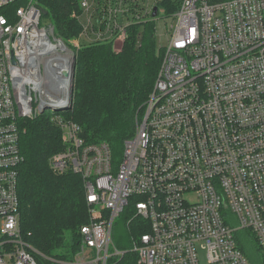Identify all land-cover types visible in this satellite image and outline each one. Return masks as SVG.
<instances>
[{
  "label": "built area",
  "instance_id": "1",
  "mask_svg": "<svg viewBox=\"0 0 264 264\" xmlns=\"http://www.w3.org/2000/svg\"><path fill=\"white\" fill-rule=\"evenodd\" d=\"M164 1L80 0L82 29L72 44L123 43L133 19L164 16ZM41 9L37 0H0V264H38L20 227L18 122L47 110L63 145L49 166L81 177L89 222L70 259L41 264H109L124 255L112 236L125 211L127 231L134 223L148 229L131 238L138 264H251L237 231L250 232L264 256V0H179L151 93L119 157L53 115L71 104L66 94L59 105L44 104L68 84L56 75L66 63L52 61L66 55L64 44L41 27Z\"/></svg>",
  "mask_w": 264,
  "mask_h": 264
},
{
  "label": "trees",
  "instance_id": "2",
  "mask_svg": "<svg viewBox=\"0 0 264 264\" xmlns=\"http://www.w3.org/2000/svg\"><path fill=\"white\" fill-rule=\"evenodd\" d=\"M79 1L37 0L47 13L42 21L49 22L53 37L76 57L71 104L53 115L79 126L85 143H105L119 157L144 111L162 52L157 48L154 21H143L142 15L126 26L120 49L100 42H80L75 48L72 42L82 29ZM178 4L179 0H165L163 18H171ZM18 123L23 156L18 179L21 230L38 264L45 257L70 259L77 251L81 227L89 222L83 181L77 174H59L50 168L49 159L63 151V145L61 131L49 115L23 118ZM135 225L127 231V243L114 241L125 253L109 264H138L137 255L130 250L131 238L148 229ZM237 242L244 253V246Z\"/></svg>",
  "mask_w": 264,
  "mask_h": 264
},
{
  "label": "rangeland",
  "instance_id": "3",
  "mask_svg": "<svg viewBox=\"0 0 264 264\" xmlns=\"http://www.w3.org/2000/svg\"><path fill=\"white\" fill-rule=\"evenodd\" d=\"M160 18V17H159ZM155 19L154 21V34L156 37V44L157 48L162 47L163 45L166 44L167 39L169 37V32H170V27L174 25V21L172 18H162L161 19ZM49 22L43 21L41 23V27L48 26ZM81 33V32H80ZM53 40H60L51 37ZM78 40V39H75ZM74 44H77L74 42ZM124 42H117L114 45H112L113 49H120L123 46ZM72 50V49H71ZM63 59V58H61ZM47 114H51L52 111L47 110L45 111ZM131 212L130 211H125L123 214L120 215V217L115 219L114 226H113V242H121V243H127V240L129 241V236L127 232V222L131 218ZM223 219L226 221L228 226L232 230L237 229V221L234 217V215L230 211H225L223 213ZM235 237L240 240V245L245 248L244 255L248 259V261L251 264H264V256L261 254L259 247L253 237L252 234L248 231H237L234 233ZM199 257L201 260H203V252L199 251Z\"/></svg>",
  "mask_w": 264,
  "mask_h": 264
},
{
  "label": "water",
  "instance_id": "4",
  "mask_svg": "<svg viewBox=\"0 0 264 264\" xmlns=\"http://www.w3.org/2000/svg\"><path fill=\"white\" fill-rule=\"evenodd\" d=\"M154 11H156V9H154ZM41 13L43 16H45L47 13L44 9H41ZM155 16V12L153 13V17ZM63 48V52H65L67 55H69V62L68 64H66L65 67H61L57 72L56 75L57 77L60 78V80L62 82H66L68 84V88L67 90H60L57 88V91H55L54 93H52L53 95L45 98L44 100V104H47L50 102V100H52V102H54L56 105H59L62 101V96L64 94H66V96H68V101L69 104L71 102L72 99V93H73V78H74V71H75V60L76 57L74 55V53L66 46H62ZM12 63L15 64L16 61L15 59H12ZM57 86V85H56ZM67 104V105H69ZM70 106V105H69Z\"/></svg>",
  "mask_w": 264,
  "mask_h": 264
},
{
  "label": "bare ground",
  "instance_id": "5",
  "mask_svg": "<svg viewBox=\"0 0 264 264\" xmlns=\"http://www.w3.org/2000/svg\"><path fill=\"white\" fill-rule=\"evenodd\" d=\"M56 47H59V46H56ZM59 48H60V50H63L62 45ZM61 58H63V59H61ZM52 61L54 63H61V64L66 63V64H68L69 55H67V54L66 55L55 54L54 57L52 58Z\"/></svg>",
  "mask_w": 264,
  "mask_h": 264
}]
</instances>
